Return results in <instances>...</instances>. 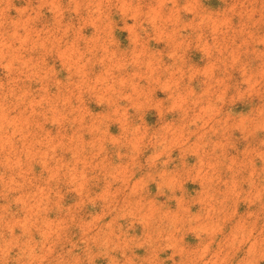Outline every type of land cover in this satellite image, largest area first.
Segmentation results:
<instances>
[{
    "label": "clouds",
    "instance_id": "1",
    "mask_svg": "<svg viewBox=\"0 0 264 264\" xmlns=\"http://www.w3.org/2000/svg\"><path fill=\"white\" fill-rule=\"evenodd\" d=\"M221 5L0 0V264H264V0Z\"/></svg>",
    "mask_w": 264,
    "mask_h": 264
},
{
    "label": "rangeland",
    "instance_id": "2",
    "mask_svg": "<svg viewBox=\"0 0 264 264\" xmlns=\"http://www.w3.org/2000/svg\"><path fill=\"white\" fill-rule=\"evenodd\" d=\"M205 2H206V4L208 6L213 7V8H218V7L222 6L221 5V0H205ZM18 6H20V4H18ZM129 23H131V22H129ZM127 35L128 34H127L126 31H119V32L116 33V37H117L118 40H120L122 45H126L127 44ZM153 46L154 47H160V48L163 47L162 44L161 45L153 44ZM244 59L247 62H249L252 67H255V61H253L251 57H244ZM188 60H189L190 63L195 64V65H200V64L203 63L202 58H201V53L196 51V50H192V51L189 52ZM48 62H49V64L55 65V67L57 68V71L59 72V78L63 79L65 73L59 70V68H60L59 62L54 57H50ZM234 77L238 79L239 78V74L235 73ZM33 87H37V85H33ZM158 95H160L161 98L163 97L162 93L158 94ZM90 107H92L94 111H100V109L98 107H95L94 105L90 106ZM238 110L242 111V112L246 111V106L245 105H240L238 107ZM149 120H150V122H152L150 117H149ZM152 120L154 121V117L152 118ZM53 131H54V129H53ZM113 131H115V128H113ZM235 135L238 136L239 134L236 133ZM242 146L243 145H241V147ZM36 171L37 172L39 171L38 167L36 168ZM188 187H189V190L191 191L193 186L189 185ZM65 199H66V202L72 203L74 201V199H75V195L74 194H69L68 196H66ZM13 211H17V214H19L17 209L14 208ZM89 211H92V209H90V208L85 209V213H87ZM247 211H248L247 206L244 205V204H241L238 207V209H237V216H244V215H246ZM232 227H233L232 223H229V224L225 225L223 233H221L220 235L217 236V242L223 240L224 237L227 236L228 233L232 230ZM187 239H188L189 243L194 242L193 238L191 236H189ZM246 248H247V245L242 246L241 250L239 252H237L236 259H239L244 254V251L246 250ZM213 251H215V245H213Z\"/></svg>",
    "mask_w": 264,
    "mask_h": 264
}]
</instances>
